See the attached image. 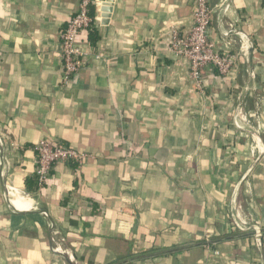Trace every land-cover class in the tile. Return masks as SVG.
I'll return each mask as SVG.
<instances>
[{
  "label": "crops",
  "instance_id": "crops-1",
  "mask_svg": "<svg viewBox=\"0 0 264 264\" xmlns=\"http://www.w3.org/2000/svg\"><path fill=\"white\" fill-rule=\"evenodd\" d=\"M80 1L0 0V264H264V0H210L233 67L206 69L202 89L169 51L195 0H93V58L63 88ZM43 139L88 158L38 188ZM234 205L262 248L234 230Z\"/></svg>",
  "mask_w": 264,
  "mask_h": 264
},
{
  "label": "built area",
  "instance_id": "built-area-1",
  "mask_svg": "<svg viewBox=\"0 0 264 264\" xmlns=\"http://www.w3.org/2000/svg\"><path fill=\"white\" fill-rule=\"evenodd\" d=\"M228 0H222L224 13L228 12ZM93 0H81L78 12L70 18L65 29L60 33V56L62 60L61 86L69 88L79 78V74L87 60L93 58L88 37L96 27V20L91 14ZM214 9L210 0H195L193 23L187 34L173 33L169 51L176 57L185 59L189 63V75L196 88H203V73L208 68L218 71L221 76H227L232 71L233 59L222 54L211 41V26ZM242 40L239 33H236ZM225 38L229 33L223 34ZM95 57V56H94ZM2 145L5 144L0 139ZM14 146V143H11ZM37 161L35 175L39 188L45 186L56 164L82 163L88 155L74 148L52 143L47 139L35 145ZM1 165L2 162H1ZM4 176V174H3ZM7 194H14L12 187H6ZM45 217L48 214L43 213ZM230 218L238 233H249L254 239L257 248H262L263 229L250 215H245L237 205L230 209ZM52 226V225H51ZM53 227V226H52ZM52 252L57 255L67 253L62 246H54ZM214 256L220 257L218 251Z\"/></svg>",
  "mask_w": 264,
  "mask_h": 264
},
{
  "label": "bare ground",
  "instance_id": "bare-ground-1",
  "mask_svg": "<svg viewBox=\"0 0 264 264\" xmlns=\"http://www.w3.org/2000/svg\"><path fill=\"white\" fill-rule=\"evenodd\" d=\"M241 121V120H240ZM257 136V135H256ZM242 185V184H241ZM240 190V189H239ZM237 202V201H236ZM237 204V203H236ZM242 204V203H241ZM246 210V209H245Z\"/></svg>",
  "mask_w": 264,
  "mask_h": 264
},
{
  "label": "trees",
  "instance_id": "trees-1",
  "mask_svg": "<svg viewBox=\"0 0 264 264\" xmlns=\"http://www.w3.org/2000/svg\"><path fill=\"white\" fill-rule=\"evenodd\" d=\"M91 14H92V13H91ZM92 15H93V14H92ZM92 32H93V31H92ZM92 32H91V33H92ZM37 185H38V184H37ZM38 188H39V186H38Z\"/></svg>",
  "mask_w": 264,
  "mask_h": 264
}]
</instances>
